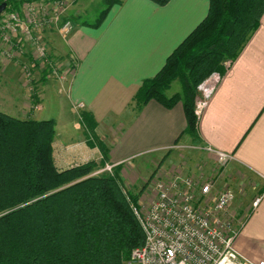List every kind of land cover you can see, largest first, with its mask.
<instances>
[{"label": "crops", "instance_id": "crops-1", "mask_svg": "<svg viewBox=\"0 0 264 264\" xmlns=\"http://www.w3.org/2000/svg\"><path fill=\"white\" fill-rule=\"evenodd\" d=\"M208 7V0H170L165 6L150 0H122L98 27L75 18L63 46L70 60L68 77L45 83L36 111L45 109L44 100L60 103L64 97L58 118H52L53 158L59 169L69 168L73 162L97 164L101 160L99 150L86 144L79 111L94 116L97 136L109 148L111 165L157 153L155 162L165 161L160 169L179 167L191 174L195 172L192 161L183 160L181 167L174 162L177 154L193 153L203 158L208 173L214 155L170 147L210 146L232 155L217 188L227 185L235 194L231 208L243 221L238 249L250 248L264 259V14L259 28L207 101L196 136L183 134L186 119L182 102L172 109L156 101L140 109L133 103L141 83L162 69L171 53L206 17ZM57 97L60 99L55 100ZM255 199L259 202L253 207Z\"/></svg>", "mask_w": 264, "mask_h": 264}, {"label": "trees", "instance_id": "trees-1", "mask_svg": "<svg viewBox=\"0 0 264 264\" xmlns=\"http://www.w3.org/2000/svg\"><path fill=\"white\" fill-rule=\"evenodd\" d=\"M25 1L30 0H0V6L13 12ZM150 1L165 6L170 0ZM121 2L102 0L95 20L82 23L98 27ZM208 3L206 17L133 97L136 109L149 101L166 109L182 102L183 134L189 137L197 134V87L224 62H234L264 14V0ZM176 80L180 92L167 96ZM79 119L87 146L101 154L97 164L105 165L109 148L97 136L94 116L79 111ZM54 138L53 119H19L0 111V264H124L144 241L129 202L137 204L147 185L137 194L125 191L121 164L98 175L94 162L57 168Z\"/></svg>", "mask_w": 264, "mask_h": 264}, {"label": "built area", "instance_id": "built-area-1", "mask_svg": "<svg viewBox=\"0 0 264 264\" xmlns=\"http://www.w3.org/2000/svg\"><path fill=\"white\" fill-rule=\"evenodd\" d=\"M67 7V0L26 1L18 11H4L0 15V35L10 42L17 37V43L23 38L42 62L46 48L37 33L55 25ZM58 31L61 36H69L72 22L62 20ZM230 65L229 61L224 62L197 87L194 100L197 121ZM170 150L212 154L214 165L208 173L198 165L191 174L179 167L156 171L149 182L148 203L129 202L144 241L131 250L124 264H264V259L250 248L238 249L243 221L236 218L231 208L235 194L227 185L217 188L221 172L232 161V155L210 146L178 144ZM114 166L106 164L94 175L111 173ZM258 202L255 199L252 206L256 207Z\"/></svg>", "mask_w": 264, "mask_h": 264}, {"label": "rangeland", "instance_id": "rangeland-1", "mask_svg": "<svg viewBox=\"0 0 264 264\" xmlns=\"http://www.w3.org/2000/svg\"><path fill=\"white\" fill-rule=\"evenodd\" d=\"M67 4L66 13L62 18H59L55 25L47 29H41V31L37 33L38 36L41 37L46 48V56L42 62L36 59L32 49L33 47L23 38L17 43V37L11 38L10 42V40H3V37L0 35L1 112L19 119L48 120L58 118L60 114L59 107H61L60 103H62V100L64 101V97L62 100L59 97L54 98L55 100L60 99V103H57L58 100L53 102L44 100L45 109L42 112L36 111V108L40 106L43 99L42 92L45 83L49 80L57 82L62 77L67 79L68 73L70 72V60L66 57L63 48L68 36H61L58 27L61 21L65 19L70 20L72 24H74L75 18H78V22L86 21L91 23L103 7L102 0H67ZM180 90L181 85L179 81L176 80L172 83L166 95L171 96L176 92H180ZM59 94L63 95L62 92H59ZM192 154L193 153H182V156L177 154L175 155L174 163L181 167L180 163L183 160H190L195 166L198 165L205 168L206 166L203 163V158H199L198 155L194 156ZM194 158H196L195 161H193ZM158 159L159 154L150 153L138 155L134 159L121 164L122 170L119 175L125 191L137 194L147 185L139 198L143 205L147 204L151 198L149 188L151 178L165 162L160 161V163H156ZM70 164L75 166L81 164V161ZM106 164L108 163H105V165ZM105 165L103 164L101 166L96 164L93 174L97 170L102 169ZM165 165L168 167L171 164ZM209 170H211V168H209ZM205 171L206 169L204 172Z\"/></svg>", "mask_w": 264, "mask_h": 264}, {"label": "water", "instance_id": "water-1", "mask_svg": "<svg viewBox=\"0 0 264 264\" xmlns=\"http://www.w3.org/2000/svg\"><path fill=\"white\" fill-rule=\"evenodd\" d=\"M5 10V5H1L0 6V15L4 12Z\"/></svg>", "mask_w": 264, "mask_h": 264}]
</instances>
